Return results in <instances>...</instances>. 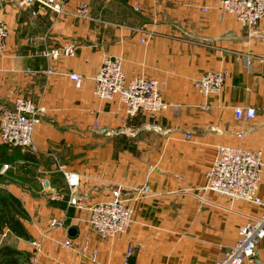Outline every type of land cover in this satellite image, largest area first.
<instances>
[{"label": "crops", "instance_id": "0c3cea01", "mask_svg": "<svg viewBox=\"0 0 264 264\" xmlns=\"http://www.w3.org/2000/svg\"><path fill=\"white\" fill-rule=\"evenodd\" d=\"M82 4L85 19L76 16ZM0 21L8 33L0 106L23 98L45 109L33 134L37 154L18 149L5 185L29 216L22 224L30 240L19 239L18 247L30 264H89L93 250L99 264H123L127 248L130 264L221 260L257 209L201 189L216 148L229 146L260 152L257 196L264 200V20L246 28L223 13L219 0H66L60 15L0 0ZM66 43L75 46L71 57L44 56ZM106 58L120 62L127 81L165 83L160 92L169 108L129 120L118 99H97L93 77ZM206 72L226 75L222 92L195 91V79ZM68 74L82 76V87ZM239 108L256 115L237 120ZM62 171L80 176L78 205L69 204ZM116 193L134 219L119 239H101L89 208ZM52 219L61 226L51 227ZM67 239L71 250L62 247ZM255 253V264H264V240Z\"/></svg>", "mask_w": 264, "mask_h": 264}, {"label": "built area", "instance_id": "2783aa9c", "mask_svg": "<svg viewBox=\"0 0 264 264\" xmlns=\"http://www.w3.org/2000/svg\"><path fill=\"white\" fill-rule=\"evenodd\" d=\"M113 2L114 0H104ZM224 14L232 15L246 28H253L264 20V0H219ZM66 0H22V4L29 6L37 4L54 14L60 15ZM137 12V8L134 9ZM78 18L88 17V6L82 4L77 11ZM7 27L0 21V52L7 40ZM75 52V46L70 43L64 46L46 51L44 56L52 60L60 57H71ZM244 66L250 69V59L244 58ZM225 74L222 72L203 73L193 84L195 91L203 97L217 95L222 92L225 83ZM69 80L76 86L82 87L83 77L76 74H68ZM165 83L143 78L126 80L119 61L106 58L99 71L93 77V95L100 100L110 101L114 98L123 104L126 119H131L138 114H146L153 117L169 108L162 100L160 87ZM45 109L40 105L17 98L13 107L0 106V143L1 145L21 149L34 156L38 150L33 143V134L40 124ZM237 120H251L255 117L252 108H239L234 112ZM94 127H97L94 125ZM186 138H189L187 135ZM263 162L260 152L246 151L229 146H218L215 157L209 169L205 173L203 193H214L228 198L230 201H243L257 209V212L247 218V223L238 229V238L235 245L225 252L221 260L215 264H255L256 245L264 240V200L257 196V188L260 181ZM69 195V204L78 205L80 176L74 172L62 171ZM56 199L57 196H52ZM89 224L96 235L101 239H119L127 231L133 221L132 208L120 200L119 194H114L112 200L93 204L89 208ZM50 226L59 228L61 223L52 219ZM35 249L39 244L32 243ZM62 247L73 249L71 239L63 242ZM82 255L87 254L86 247L80 248ZM132 255V249L127 248L126 260L123 264H130L128 258ZM89 264H99L97 253L93 250L87 254Z\"/></svg>", "mask_w": 264, "mask_h": 264}, {"label": "trees", "instance_id": "16d2710c", "mask_svg": "<svg viewBox=\"0 0 264 264\" xmlns=\"http://www.w3.org/2000/svg\"><path fill=\"white\" fill-rule=\"evenodd\" d=\"M2 156L3 152H0V157ZM4 195V198H0V218L4 225L16 238L25 241L30 240V236L27 234L22 224V220H26L28 214L23 211L18 199L7 192H4ZM21 255V253L14 249L0 247V264H19Z\"/></svg>", "mask_w": 264, "mask_h": 264}, {"label": "rangeland", "instance_id": "374dc122", "mask_svg": "<svg viewBox=\"0 0 264 264\" xmlns=\"http://www.w3.org/2000/svg\"><path fill=\"white\" fill-rule=\"evenodd\" d=\"M0 152H3V156L0 157V198H4V192H7L5 189V185L10 180V174L12 172V167L14 166L12 164V160L14 157L17 156L19 150L16 148L14 149L11 147H5L3 145H0ZM28 220L29 216L26 220H22V222H28ZM21 240L22 239H20V241ZM20 241L18 238H16L9 232L7 227L4 225L2 219L0 218V247H8L21 253L22 255L19 258V264H30L29 255L23 252L18 247Z\"/></svg>", "mask_w": 264, "mask_h": 264}, {"label": "water", "instance_id": "95a60500", "mask_svg": "<svg viewBox=\"0 0 264 264\" xmlns=\"http://www.w3.org/2000/svg\"><path fill=\"white\" fill-rule=\"evenodd\" d=\"M68 235L70 236V237H74L75 235H76V230L75 229H73V228H70L69 230H68Z\"/></svg>", "mask_w": 264, "mask_h": 264}]
</instances>
